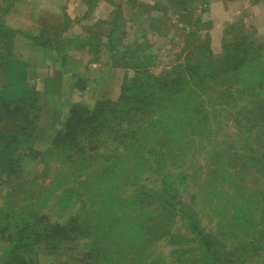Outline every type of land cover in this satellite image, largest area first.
Instances as JSON below:
<instances>
[{"label": "rangeland", "instance_id": "rangeland-1", "mask_svg": "<svg viewBox=\"0 0 264 264\" xmlns=\"http://www.w3.org/2000/svg\"><path fill=\"white\" fill-rule=\"evenodd\" d=\"M15 1L17 4L13 9ZM44 1L46 4L41 5L40 0H0V24L17 32L11 54L18 61L16 66H21L27 76L25 83L34 86L40 93L42 116L39 123L46 132L36 148L44 152L51 147L53 151H47L46 163L38 165L30 162V173L25 174L23 179L33 182L37 194L46 200L47 205H43L42 212L51 222L68 223L75 215L90 219L97 199L95 195L104 188L110 189L115 198L130 199L129 211L133 216L140 209L156 210L158 204L154 195L163 188V180H169L172 188L175 185L174 189L181 192V200L193 203L192 208L208 230L216 226V221H210V216L206 215L214 192L219 191L222 199L227 201L228 198L235 201L247 195L264 199V169H261L264 161V115L256 109L244 114V101L216 109L217 112L211 116V119L215 118L212 120L215 136L209 141L191 137L190 128L186 129L185 137L181 136V131L166 137L168 129L166 134L155 138L144 136L146 134L141 132L140 136L147 139L142 144L135 139L132 149L126 152L129 143L122 142L121 134H114L116 128L124 126V129L136 131L151 120L157 122V110L153 108L149 113L135 114L133 121L115 120L96 134L82 132L79 148L72 142H63L59 148L50 146L55 131L63 128L75 102L94 106L106 100L118 101L122 85L137 76L139 66L140 70L148 71L152 76H161L182 63L198 44L206 43L208 50L217 57L222 54L224 42L235 37H249L258 44L264 42V0L199 1L201 5L191 21L201 19V24L196 29L192 28L195 32L198 30L197 36L189 38H186V33L193 22L189 25L179 22L181 7L176 0ZM56 2H59L58 16L53 11L57 8ZM156 6H160L161 10H152ZM43 8L48 10V27L40 29L36 21ZM158 19H162L161 23ZM38 31H41L40 41L44 47H34L29 40V36L36 35ZM49 38L52 40L50 43L47 42ZM199 41L203 42L196 43ZM25 74H20V78ZM4 79L0 76V86L4 85ZM240 82L234 76L229 81L236 98ZM217 91L215 98L220 96V91ZM8 98L14 97L11 95ZM205 108L209 113L214 110L208 103ZM163 112L167 113L166 110ZM172 114L175 116L176 112ZM151 128L154 129V125ZM138 144L140 146L136 149ZM251 147L255 149V154ZM119 151L124 154L118 155ZM111 164H115L119 171L126 169L120 178L112 175L116 170L103 172ZM103 173L108 178L100 181L107 177ZM56 181H59L58 186L61 185L62 190L78 187L90 196L82 193L81 200L76 202L74 197L71 207L58 209L56 199H47L52 188L57 186ZM5 192H0V207L7 208ZM146 194L150 199L141 200L138 197L140 195L144 199ZM193 196L199 197L198 201L192 202ZM37 197L28 199L26 193L20 192L13 211L16 215H25L32 209L25 204L33 203ZM262 207L264 203L259 208ZM129 211L126 210L120 219L124 226L134 219L126 215ZM259 220L263 225L258 227L264 229V214L261 211L255 214L254 224H259ZM172 227L173 235L177 236L182 232L183 224L178 220ZM253 233L257 234L258 229H254ZM250 238L245 242L254 246L256 253L252 261L247 259V264H264V237L257 235ZM240 241L239 236L236 242L241 245ZM3 242L0 239V262ZM59 252L63 253L59 255ZM152 252L151 256L158 264L179 263L171 255L173 247L166 243L161 245L158 242ZM82 253V244L64 246L52 255L43 250L41 262L82 264L78 261L81 257L77 259Z\"/></svg>", "mask_w": 264, "mask_h": 264}, {"label": "trees", "instance_id": "trees-1", "mask_svg": "<svg viewBox=\"0 0 264 264\" xmlns=\"http://www.w3.org/2000/svg\"><path fill=\"white\" fill-rule=\"evenodd\" d=\"M199 1L201 0H176L179 8L181 7L178 12L179 22L182 25L193 22L186 38L197 36L198 30L195 32L192 28L200 26L201 19L191 20L201 5ZM154 9L161 10L160 6L152 8ZM161 20L158 19V22L161 23ZM40 33L38 31L36 35L29 36V40L37 48L44 47V43L40 41ZM15 34L17 32L14 29L0 24V76L6 78L4 85L0 86V192L6 191L7 197V208L0 207V239L4 241L0 264H43V250L52 255L64 246L68 248L74 244H82V256L77 257H81L78 261L82 264H158L151 256L158 242L173 247L171 255L179 261L178 264H247V259L252 261L255 258L256 248L245 241L252 236L264 237V229L258 227L263 225L260 224L262 220H259V224H254L255 214L258 211L264 214V207L259 208L264 203L262 197L247 195L246 198L235 201L228 198L227 201L226 198L222 199L219 191L214 192L211 196V208L206 211V215L210 216V221H216V226L208 230L192 208L193 203L187 204L181 200V192L174 189L175 185L172 188L169 180H163V188L154 195L158 204L157 207L154 206L156 210L140 209L133 216L129 211L130 199L115 198L110 189L104 188L95 195L97 199L91 209L90 219L75 215V221L71 218L68 223L51 222L42 212L46 200H42L41 195L37 194L33 182L28 183L23 179L25 174L30 173L29 163H46L47 151L53 149L50 147L41 152L36 148L45 138L46 132L39 123L42 116L40 93L34 86L25 83L26 74L21 66H16L18 61L11 54ZM51 41L49 38L47 42ZM200 42L203 41L196 43ZM198 48L200 49L197 50ZM20 74L25 76L20 78ZM232 76L241 81L240 91H236L237 98L233 93V86L229 85ZM215 87L220 91V96L216 98ZM121 89L122 94L116 102L106 100L104 103L97 102L94 106L75 102L67 114L68 120L63 128L55 131L54 141L50 146L59 148L63 142H72L79 148L82 132L96 134V131H102V128L115 120L133 121L135 114L149 113L153 108L157 110V122L151 120L144 128L139 127L136 131L124 129V126L116 128L114 134H121L122 142L129 143L126 152L132 149V141L135 139H139L142 144L149 135L155 138L162 133L166 134V129L169 131L166 137H170L175 131H181V136L185 137L186 129L190 128L191 137L209 141L215 136L212 123L215 118L211 119L212 114L217 112V108L226 107L232 102L244 101V114L256 109L264 115V42L258 44L249 37H235L224 42L222 54L217 57L208 50L206 43L198 44L190 50L182 63L161 76H152L148 71L140 70L139 66L137 76L130 83L123 84ZM11 95L13 99L8 98ZM207 103L214 108L212 113L205 110ZM163 110L167 113H161ZM173 112H176L175 116ZM152 125L155 130L151 128ZM141 132L147 137L140 136ZM138 146L140 145L136 149ZM251 150L255 154V149L251 147ZM117 154L124 153L119 151ZM116 168L115 164H111L103 172L116 170L112 175L120 178L126 169L119 171ZM261 169H264V161ZM107 178L108 176L99 180ZM97 182L99 183L98 180ZM58 183L59 181L55 182L57 186L52 188L47 197L57 200L58 209L62 207L66 210L71 207L74 197L76 202L81 200L83 192L77 186L75 190H62ZM20 192L26 193L28 199L38 196L33 203L25 204L32 208L25 215H16L13 211V204L18 202ZM83 194L90 196V193ZM140 195L138 197L141 200L150 199L147 194L143 196L144 199ZM198 199L199 197L193 196L192 202ZM126 210L129 211L126 215L134 219L124 226L120 219L122 220ZM178 220L183 224L182 232L174 236L172 224ZM254 229H258L257 234L253 233ZM239 236L241 245L236 242Z\"/></svg>", "mask_w": 264, "mask_h": 264}, {"label": "crops", "instance_id": "crops-1", "mask_svg": "<svg viewBox=\"0 0 264 264\" xmlns=\"http://www.w3.org/2000/svg\"><path fill=\"white\" fill-rule=\"evenodd\" d=\"M41 2H40V4L41 5H43L44 3L46 4V2L44 1V0H40ZM58 3L59 2H56V4H57V8H55L53 11L55 12V14H56V16H58V12H59V8H58ZM16 4H17V1H15V2H13L12 3V6H13V9L15 8V6H16ZM47 12H48V10L46 9V8H43V9H41L40 11H39V17H38V21H36L37 22V26L40 28V29H42V28H45V27H48V15H47ZM42 20H43V22H42ZM57 20V19H56ZM36 26V27H37ZM38 28V29H39Z\"/></svg>", "mask_w": 264, "mask_h": 264}]
</instances>
